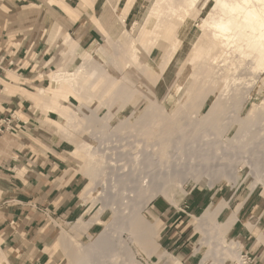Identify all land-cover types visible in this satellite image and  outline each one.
<instances>
[{
	"label": "rangeland",
	"instance_id": "rangeland-1",
	"mask_svg": "<svg viewBox=\"0 0 264 264\" xmlns=\"http://www.w3.org/2000/svg\"><path fill=\"white\" fill-rule=\"evenodd\" d=\"M151 1L154 3V10L151 9L153 4ZM128 3L129 0H0V15L6 16L11 21L7 27L9 34L3 38V42L0 44V114L5 113L0 118L8 116L14 120V130L7 132L13 135L10 143L15 144L19 141L26 143L31 139L39 144L43 137L49 140L54 139L56 145H59V148L66 152L61 150H58L57 153L52 152L54 159H52L51 164H54V166L59 164L63 169L62 174L70 176L74 181L76 179L82 181L80 193L75 201L77 209L74 210L71 217H61L58 212L43 204H36L35 206L37 211L43 215V222L47 225L46 229L51 236L50 248L46 249V252L49 253L47 261L49 263L46 264H71L60 241L64 235H69L83 245H87L103 232L107 225L113 222V210L109 206L105 207L102 199L98 200L94 194L90 195V191L95 190L97 187L96 183H92L91 174L99 169V164L93 159L89 161L88 155L83 152L82 144L78 147L77 144H80L81 140L83 142L89 138L106 139L109 134L115 140L118 136L111 135V133L116 131V135L123 136L121 138L126 137L127 141L129 140L127 139L128 136L129 138L137 136L138 139H143L148 144L157 140L163 146L168 136L161 138V134L155 131L158 129L157 126L144 131L141 130V127L140 129L137 128L136 125L139 124L138 120L142 115L147 116L148 120L155 117L160 121L166 116L165 129L170 130L172 129V122L167 119V115L172 116V121L174 118H183L185 114L188 117L187 113L182 112L181 107L188 104L190 113H193L196 111L194 106L198 101L200 105H204V111L207 112L211 106L210 101H215L213 95L208 96V99L203 98L204 91H210L213 88L210 82L212 83L216 75L220 76L221 83L225 79H232L233 77V74L228 75V72H221L220 69L213 67L212 60L203 56L200 58L195 57L196 62L186 67L184 71V67L189 57H191L190 55H192L194 42H203V39H205L199 23L201 16L207 17L205 15H208L214 0H209L201 16L190 22L189 25H183L178 19L174 20L175 24L181 25V27H177L178 29L174 30L176 33H172L167 38L169 42L164 46L166 58L163 59L160 50L156 48L148 58L146 67L143 65L141 67L131 59L132 42H135L138 47L137 53L145 56V45L147 44L144 43V39L147 38V34L144 35L143 31H151V35H149L152 37L157 29L156 27L152 29L151 25H148L149 16H154L158 20V17L162 15L160 17L164 19L162 22L164 27L172 24V18H166L167 11H165L170 2L166 0L160 8L157 5L158 0H134L130 10L128 9ZM10 6H13L11 7L13 9H10ZM105 13H114V16L121 20L125 17L126 31L118 33L115 26L110 31L102 27L98 19ZM137 22L140 24L139 29L135 28ZM28 29L30 31H27ZM33 42H38L39 46V43H41L42 48L51 50L50 53L34 57L33 50H29L30 44ZM107 43L111 51L101 53L99 47H103L102 45ZM18 49H23L18 53L19 61L16 52ZM87 53L92 54L91 59L87 57ZM109 56L111 58L109 59L110 63L105 70L95 71V74L91 76L81 72V67L89 61L95 63L98 62V59L102 60L103 58H109ZM22 57H24V64H30L28 68H21L20 58ZM75 57L76 60L72 63ZM144 68H147V71ZM29 69L34 70L33 77L35 78H27L29 80L36 79L40 83L23 84L18 81L20 80L19 74L22 75L25 70ZM10 77L16 82L8 83ZM56 77L57 80H55ZM58 77L60 81H58ZM65 77L67 80H65ZM71 79L75 81L72 80L71 83ZM181 80H183L185 88L181 93L175 95L171 91L176 88ZM41 89L43 95L56 100L55 105L58 108L60 107V114L54 109L44 108L47 101L45 98H39ZM172 94L174 99L172 98L169 102L168 96ZM121 97L127 101H124ZM257 98L255 97V101L260 105L264 100V93L257 96ZM235 101V98L232 99V103H235ZM151 103H154L157 109L147 111L150 114L144 113ZM251 105L252 103H249L241 112L240 122L234 120L231 122L225 120L224 117L225 122L220 119L219 124L215 127L210 122L203 127L211 126L212 128L213 126L212 130L216 136L229 137L228 140L240 137L239 148H243V152L246 149L249 150L256 142L260 141L259 139L264 137V134H262L264 133V111H261V113L262 108H260L258 110L259 115L257 114L255 120L251 117L247 118ZM20 106L25 113H28L27 116L21 117ZM73 109L84 113L92 121H88L86 117H81V119L76 117V121L74 119L72 121L68 120L66 114L73 113ZM93 120L95 121L93 122ZM243 120L245 121L243 122ZM241 123H246L244 128H241ZM68 124L72 125L67 126ZM80 124L81 126H78ZM253 126L260 128L258 136H255L254 139L253 131L256 128ZM125 139L121 143L117 142L115 144L123 146L122 143L126 142ZM32 150L34 153L31 159L36 154H43L35 148H32ZM16 159H19V157H16ZM123 161L120 163L126 168L120 170V172L130 171L131 166L125 165L126 161ZM238 168H241V172L236 182H231L223 174H219L217 178H210L209 176H205L201 180L191 178L184 184L183 189L180 186L173 185L168 187L164 195L159 194L154 198L144 209L143 218L150 226H154V229L157 226L158 231L155 230V238L149 239L140 236L138 239L142 238V240L139 241L128 231L122 234V238L132 249L137 262L139 264H185L163 246L165 240L171 236L169 240H175L177 237L181 242L184 240V247L189 246L187 252L193 254L200 252L198 254V258H201L199 264H222L224 262L222 256V258L217 257L219 261L217 258L206 261L210 246L204 243L205 227L201 226L203 211L199 212L198 207H204L203 205L208 203L211 196H215V202L221 200L228 202L225 212L227 214L230 211L234 212L235 207L250 196V209L252 210V206L255 207L256 205L261 208L264 205V199L259 198V194L264 189V177L263 180H257L255 177L249 176L250 168L245 164H238ZM227 169H230V167ZM136 177L132 176L131 180L137 181L140 179L139 175H136ZM107 184L108 188H111V191L114 192V189L109 185L111 183L108 181ZM129 185L132 186L133 184L130 183ZM197 194L199 197L195 198L194 196ZM4 195V191L0 189V201L2 202H5ZM203 195L206 196L207 201L199 203V199ZM6 204L16 205L18 203L6 201ZM80 219L83 222H92L85 233L82 232L84 230L76 227ZM246 220L247 218L244 216L243 221ZM247 221L252 226L249 229L250 234L248 236L236 234L235 232L229 234L226 229L224 237L228 243L231 242L233 245L235 244L233 241L240 243V253L242 251L249 252L255 256L259 263H263L264 226L261 225L263 229L256 226V216ZM212 232L214 230L208 232L210 237L215 236ZM210 244L213 246V243ZM150 245L153 247L151 248L152 252L146 249ZM198 258H196V261H192L191 264H197ZM235 260H227L223 264H236L237 261ZM3 261H5V258Z\"/></svg>",
	"mask_w": 264,
	"mask_h": 264
},
{
	"label": "bare ground",
	"instance_id": "bare-ground-1",
	"mask_svg": "<svg viewBox=\"0 0 264 264\" xmlns=\"http://www.w3.org/2000/svg\"><path fill=\"white\" fill-rule=\"evenodd\" d=\"M151 2L153 3V1ZM165 2L166 0H158L157 5L162 8L161 5ZM169 2L170 4L168 3L165 11H167L166 18H172V24L164 27L162 24L164 19L160 17L162 15L158 17V20L154 16H149L148 25H151L152 29L154 27L157 29L152 37L150 36L151 31H143L144 35L147 34V38L144 39V43L146 42L147 44L145 45L146 55L143 56L137 53L138 47L135 45V42H132L130 50L131 59L141 67L142 65L146 67L148 58H150V55L156 48L160 50L162 58H166L164 46L169 42L167 38L172 33H176L174 30L177 27H181V25H176L175 21L178 19L183 25H189L190 22L201 16L209 0H169ZM133 3L134 0H129V10ZM153 6L154 3L151 6L152 10H154ZM205 16L207 17L201 16L199 23L202 32H204L205 39H203V42H194L192 55H190L191 57H189L184 71L186 67L196 62L195 57L198 56L200 58L203 56L210 58L213 62V67L220 69L221 72H228V75L233 74V81L232 79H225L221 83L220 76L216 75L212 83L210 82L213 87L211 88L212 90L204 91L202 89L204 91V99H208V96L213 95V100H215L210 101L211 106L207 112L204 111V105H200L199 101L194 106L196 111L193 113H190L188 104H184L181 110L187 113L188 117L185 114L183 118H174L173 122L172 116L167 115V119L172 122V129L170 130L165 129L166 116L161 121L155 119V117L150 118L151 121H149L150 119L148 120L147 116L144 117L142 115L138 120L139 124L136 125L137 128L140 129L141 127V130L144 131L157 126L158 129L155 131L161 134V138L168 136L163 146L157 140L148 144L145 140L138 139L137 136L132 138L128 136L127 139L129 140L127 141L126 137L121 138L123 136L119 137L120 135H116V131L111 133V135L118 136L115 140L109 134L106 136V139L98 137L95 139L89 138L83 142L81 140L80 144H77V147L82 144L83 152L88 155L89 161L93 159L99 164V169H96V163V171L91 174L92 183H96L97 187H99L91 190L90 195L94 194L96 199H102L103 204H105L104 206H109L113 210V222H110L111 224L107 225L106 229L87 245H83L69 235H64L60 241L71 264H139L132 249L122 238V234L128 231L136 239L140 236L149 239L154 238L156 229L144 221L143 211L159 194H165L170 186H180L183 189L188 179L201 180L205 176L217 178L219 174H223L231 182H236L241 172V168H238V164L240 163L250 168L249 176L255 177L257 180H263L264 137H260L261 139H259L258 143L251 144L253 147L243 152V148H239V144L241 143L240 137L228 140L229 137L216 136L212 130L213 126L212 128L207 125L206 128L203 126L210 122L215 127L219 124V120L224 117L225 120L231 122L232 120L240 122L239 116L249 103H252V105L247 118L251 117L255 120L258 110L260 108L264 109V100L260 105L255 101V97L257 98V96L264 93V0H214V4L210 6L208 15L206 14ZM98 20L107 31L112 30L114 26L117 28L116 31L118 33L126 31L124 24L125 17L121 20L117 19L114 13H105ZM135 28H140L138 22L135 24ZM65 38L67 39V37ZM102 46L99 47L101 53L111 51L108 43ZM87 55L91 59L92 54L87 53ZM109 59H111L110 56L102 60L98 59V62L95 63L89 61L81 67V72L90 74L91 76L95 74V71H103L110 63ZM75 60L76 57L72 63ZM144 70L147 71V68H144ZM59 77L58 81H60ZM55 80H57V77ZM65 80H67L66 77ZM184 88L185 84L181 80L171 92L176 95L181 93ZM220 93L222 94L221 97ZM173 94L168 96L169 102L172 100ZM218 94L219 96H217ZM121 98L123 99V97ZM234 98L236 101L232 103V99ZM154 109H157V107L155 108V104L151 103L144 113L150 114L147 111ZM262 109L260 112L264 111ZM56 110H59V108ZM66 117L70 121L72 119L76 121V117H80V119L81 117H86L88 121H92L84 113L75 109H73V113L66 114ZM245 124H242L241 128H244ZM71 125L68 124L67 126ZM86 125L90 126L91 124ZM78 126H81V124ZM225 126L223 127L225 128ZM259 129L252 130L254 132L253 139L255 136H258ZM123 139L126 140L125 146V143H122L123 146L116 145L117 142L121 143ZM243 139L245 140L246 138ZM123 160L126 161L125 165L131 166L130 171L120 172V170L126 168L120 163ZM228 167L230 169H227ZM136 175H139L140 179L132 181V176L136 177ZM108 181L111 183L109 185L114 189V192L111 191V188H108ZM130 183L133 185H129ZM90 224L91 222H83L80 219L76 227L80 230H86ZM202 225L206 227L205 241L213 243L211 258L222 256L223 259L228 261L238 259L237 262L239 263L240 254L238 247L221 238V233H217L218 226H209L206 221H203ZM209 230H214L212 233L215 236L212 235L210 237L208 235Z\"/></svg>",
	"mask_w": 264,
	"mask_h": 264
},
{
	"label": "crops",
	"instance_id": "crops-1",
	"mask_svg": "<svg viewBox=\"0 0 264 264\" xmlns=\"http://www.w3.org/2000/svg\"><path fill=\"white\" fill-rule=\"evenodd\" d=\"M11 7L13 6H10V9H13ZM10 22L11 21L6 16L0 15V44L3 42V38L9 34L7 27ZM64 25L66 26L65 23ZM27 31H30V29ZM29 35L22 36L28 37ZM37 43L38 42L31 43L29 48V50H33L34 57L50 53L51 50H45L42 48L41 43H39L40 46ZM21 50H16L17 54L20 53ZM18 57L19 54L17 55V58ZM23 59L24 57L20 58V62L22 63H20L21 68H28L30 64H24L25 62ZM30 59L32 60V58ZM33 72V69L25 70L22 75L19 74L20 80L18 81L23 84L40 83V81L36 79L29 80V78H27L33 77ZM1 80L3 81V79ZM12 81L16 82V80L10 77V80L7 82L10 83ZM39 98H45L47 101L44 108L58 109V106L55 105L56 100L43 95L42 89L40 90ZM18 104L20 105V103ZM19 111L21 112V117L28 115L22 107ZM56 111L59 112V110ZM2 114L4 115L5 113H1L0 117ZM22 120L24 119L22 118ZM12 136L13 135L6 133L0 137V189L5 193V202L0 201V264L9 262L12 264H46L49 263L47 262L49 253L46 252V249L50 248L51 236L46 229L47 225L43 222V215L37 211L35 206L36 204H43L58 212L61 217H71L74 214V210L76 211L77 209V203L75 201L77 195L80 193L82 181L79 179L74 181L70 176L62 174L63 169L59 164L55 166L51 164L52 159H54L52 152L57 153L58 150L66 152L60 149L59 145H56L57 143L54 139L49 140L43 137L39 144H36L31 139L26 143L19 141L15 144H11V139H13ZM32 148L39 150L43 154L38 155L35 153L36 155L31 159L34 153ZM16 157H19V159H16ZM194 197L196 198L199 196L197 194ZM259 198L264 199V189L260 192ZM215 200V196H211L208 203L203 205L204 207H198L199 212L203 211V218L201 219V226L203 228V221H206L210 226H218L217 233H221V238H224L223 240L226 241L224 237L226 229L229 234L235 232L236 234H245L248 236L250 234L249 229H251L252 226L247 220L253 219L254 216H256V226L263 229L264 205L261 208H259L258 205L255 207L252 206L251 210L250 196L237 205L234 212L230 211L227 214H225V212L228 207V202L221 200L220 202L217 201V203ZM6 201L18 204L7 205ZM201 201H207L206 196L203 195V197H200L199 203ZM220 207L221 209H219ZM244 216L247 218L246 221H243ZM87 229L82 232L85 233ZM204 229L205 235L206 227ZM156 231H158V228ZM180 237L182 238V236ZM170 238L171 236H169L163 244L167 250L174 253L175 256L185 264H191L192 261H196L200 252H197V254H193L189 251L187 252L189 246L184 247V240L181 242L178 237L175 240H169ZM233 242L238 247L240 254V243ZM204 243L210 246L206 261H211V259L214 260L215 257H218L215 256L211 258L213 246L205 241V237ZM151 248H153L152 245L146 249L152 252L153 250ZM252 257L255 260V264H264V257L262 259L263 263H259L254 255H252ZM4 258L5 261H3ZM200 260L201 258H198L197 264L201 262ZM222 260H224V262L227 261L223 258ZM237 260L238 259L235 261ZM224 262H222V264Z\"/></svg>",
	"mask_w": 264,
	"mask_h": 264
},
{
	"label": "built area",
	"instance_id": "built-area-1",
	"mask_svg": "<svg viewBox=\"0 0 264 264\" xmlns=\"http://www.w3.org/2000/svg\"><path fill=\"white\" fill-rule=\"evenodd\" d=\"M14 120L11 117L0 118V137L5 133L14 130ZM239 263L236 264H255V260L249 252L242 251L239 256Z\"/></svg>",
	"mask_w": 264,
	"mask_h": 264
}]
</instances>
